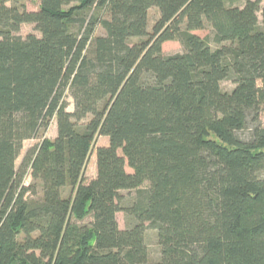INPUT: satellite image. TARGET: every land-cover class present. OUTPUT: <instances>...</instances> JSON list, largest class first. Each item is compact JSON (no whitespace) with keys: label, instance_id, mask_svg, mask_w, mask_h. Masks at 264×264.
Wrapping results in <instances>:
<instances>
[{"label":"trees","instance_id":"1","mask_svg":"<svg viewBox=\"0 0 264 264\" xmlns=\"http://www.w3.org/2000/svg\"><path fill=\"white\" fill-rule=\"evenodd\" d=\"M20 1L0 0V264H148V229L152 264H264L262 1ZM24 24L41 36H17ZM171 41L184 52L163 54ZM53 119L56 139L17 167Z\"/></svg>","mask_w":264,"mask_h":264},{"label":"rangeland","instance_id":"2","mask_svg":"<svg viewBox=\"0 0 264 264\" xmlns=\"http://www.w3.org/2000/svg\"><path fill=\"white\" fill-rule=\"evenodd\" d=\"M261 1H262L261 5L263 7L264 0H261ZM19 5H23L24 8L28 11H37L40 6V1L39 0H21ZM93 13L94 11H88L86 16L90 17ZM159 17H160V14L157 8H152L149 11V16H148V32L149 33L153 32V27L155 23L157 22V20L159 19ZM259 17L261 21L262 20L261 14H259ZM213 33L214 32L210 26H207L205 30L196 32V34L202 38L210 37V43L212 44V47L216 48V44L213 41V36H214ZM31 34L37 37L41 36L40 32L36 30L35 25L24 24L22 25L20 31L16 35L22 38H26L27 36ZM103 34H104L103 29L98 28L96 35H103ZM144 40H147V38H134L131 40V44H136ZM183 52H184L183 46L177 41L167 42L163 45V54L165 55H175V54H181ZM259 86H262L261 82L259 83ZM221 87L224 91L231 92L234 89V84L230 81H224L221 83ZM65 100L68 104V111L73 112L74 111V100L70 96L69 93L66 94ZM260 123L264 127V112L261 113L260 115ZM247 133L249 132H246V134ZM56 137H57V122H56V119H53L49 128L45 132L41 133L35 139L27 140L24 142L23 150L17 160V167L20 166V164L22 163V160L24 159L28 151L38 147L44 139L54 141ZM108 145H109V139L107 137H104V136L97 137L96 142L91 151V154L89 156L88 162L85 166V170H84V178H85L86 183H89L90 181H92L93 179L97 177V161H96L97 148L102 147V146H108ZM24 182H25V186H30L33 183L32 178L30 176V171L28 175L26 176ZM38 190L40 191V187H38ZM68 194H69V189L64 191L65 196H68ZM121 194L123 196V201L121 203V206L126 207L132 203L136 195V191H132V192L123 191L121 192ZM40 196L41 194L35 196V195H32V193H28L26 197L28 198V200H35L37 198H40ZM116 217H117V221H118L120 229L122 230L126 229L128 226V221H127V217L125 213L123 211H120L119 213H117ZM88 221H90V219H87L85 222H88ZM145 241L149 249L148 264L157 262L158 259L160 258V248L158 244L157 233L152 229H148L146 231Z\"/></svg>","mask_w":264,"mask_h":264}]
</instances>
